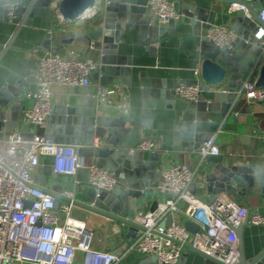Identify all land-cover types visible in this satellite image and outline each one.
Returning a JSON list of instances; mask_svg holds the SVG:
<instances>
[{
    "label": "built area",
    "instance_id": "1",
    "mask_svg": "<svg viewBox=\"0 0 264 264\" xmlns=\"http://www.w3.org/2000/svg\"><path fill=\"white\" fill-rule=\"evenodd\" d=\"M2 6L6 20L19 25L16 10L20 3L7 0ZM147 8L156 25L163 26L169 20L179 19L170 0H147ZM257 17L254 51L256 59L263 62L264 5ZM237 36L229 26L214 23L204 33L205 40L217 51L232 50ZM97 68V62L80 55L64 57L45 53L31 73L35 89L24 93L25 100L30 103L23 111V121L43 127L51 111L52 89L89 86L91 74ZM198 74L195 70L194 75ZM173 91L176 98L192 102L197 98L198 86L177 85ZM124 94V89L117 85L96 86L94 99L103 112L126 115L129 106ZM240 96L247 102H264V90L255 86L251 75L242 80ZM260 143L264 152V134ZM155 149L152 138L143 139L135 148L142 152ZM77 152V146L54 144L37 135L24 137L12 131L0 137V264H119L127 253L155 256L158 264H177L183 244H189L214 261L237 264L236 229L242 219L247 216L250 225H264V215L239 206L225 193L218 195L214 202L197 197L190 188L195 172L187 163L181 162L161 168L154 190L158 199L156 209L135 214L133 222L141 229L127 250L113 254L94 249L90 229L93 226L71 216L77 183L74 182L73 189L63 190L60 196L64 200H58L51 192L32 182L40 158L50 156L54 176L73 177L78 169L84 168L88 187L97 193L113 192L116 186L114 175L96 163H85ZM195 153L201 161L217 156L219 147L215 136L202 143ZM176 215H181L184 222L197 225L198 231L190 234L184 228V222L175 220ZM168 216L172 221L162 227Z\"/></svg>",
    "mask_w": 264,
    "mask_h": 264
},
{
    "label": "water",
    "instance_id": "2",
    "mask_svg": "<svg viewBox=\"0 0 264 264\" xmlns=\"http://www.w3.org/2000/svg\"><path fill=\"white\" fill-rule=\"evenodd\" d=\"M215 1L220 6L209 10L207 17L201 9L183 6L185 16L194 18L196 24L202 25L200 50L210 55L200 64L198 80H183L176 83V86H198L196 100L187 103L181 121L175 125L179 132L176 139L181 142L183 148L190 151L197 150L211 137L210 134L196 132L195 123L206 122L211 112L219 111L223 118L232 110L239 98L242 85V80L239 78L240 65L244 57L254 53V46L257 44L254 35L259 21L255 9L262 0ZM6 2L7 0H0V8L4 16L6 11L2 5ZM231 6H236L237 9L233 11L235 21L230 28L238 36L233 42L232 50L217 51L205 40L204 33L213 23L214 14H220L223 7ZM19 13L27 16L28 25H31L33 18H39L41 24L55 22L58 46L51 49V40H46L44 43L45 49H51L52 54H57L71 44L85 46L86 54L89 50L95 51L98 54V68L91 74V79L93 81L99 79L98 86L104 87L111 85L118 77L124 86H130L129 59L117 54V47L121 43L123 34L133 31L138 35V42L142 41L154 47L156 36L163 32V27L155 24L148 11L147 0H29L27 5H20L17 8L16 14ZM167 24L172 26L175 21L169 20ZM90 30L97 31L96 40H92L89 36ZM145 36L149 38L146 41ZM257 63L258 61L256 65ZM138 85L142 96L155 100L157 107L161 99L175 98L174 88L170 82L150 80L140 73ZM255 86L264 90V61L259 67ZM95 92L96 86L74 89L66 103L51 108L43 127L35 126L33 133H21V135L24 137L37 135L46 137L54 144L77 146V154L80 158L85 157L89 151L97 166L106 167L114 175L116 179L114 191L98 193L94 188L86 185L85 177L83 179L77 177L75 193L81 194V197L72 201L73 218L86 221L90 215H97L139 230L140 226L133 222L136 211L144 205H147L149 212L156 209L157 200H147V191L150 184L159 181L158 164L166 154L158 151H136L135 148L145 139L140 130L150 128L149 121L136 120L130 123L119 116L105 115L94 99ZM15 96L16 93L11 88L0 91V137L13 131L15 124L7 121L19 109L18 106L11 105ZM84 126L91 131L92 138L98 140L96 145L91 142L81 143L80 134ZM2 128H5V131ZM131 150H134L133 153H130ZM213 171L217 175L206 173L203 179L208 194L213 195L210 202L216 201L217 195L235 186L243 183L250 185L254 179L260 183L261 191L264 193V175L259 172L253 175L250 168L217 165L213 167ZM77 173L84 175L86 170L81 168ZM57 180L59 185L51 193L58 200H64L60 194L66 189V182L62 177H57ZM65 201L69 202V200ZM246 220L247 216L241 223ZM171 221V216H168L162 227L167 226ZM183 225L192 235L198 231L197 225L192 222L185 221ZM236 237L237 264H264V248L257 254L245 258L241 237L238 233ZM183 246L214 264H223L212 260L189 244ZM182 260L181 257L178 264H181ZM120 263L158 264L155 256L142 257L135 253L129 258L125 257Z\"/></svg>",
    "mask_w": 264,
    "mask_h": 264
},
{
    "label": "crops",
    "instance_id": "3",
    "mask_svg": "<svg viewBox=\"0 0 264 264\" xmlns=\"http://www.w3.org/2000/svg\"><path fill=\"white\" fill-rule=\"evenodd\" d=\"M8 1L27 5L29 0ZM170 1L174 4L178 14L181 15L174 25L165 24L162 26L163 32L156 36L154 47L148 43L144 44L142 41L138 42V35L133 31L121 36L117 54L129 59L130 86H124L118 77L107 87L115 85L122 87L129 109L126 115H118L112 112L104 113L113 117L119 116L130 123L136 120L149 121L150 128L142 129L140 132L143 134V138H152L155 141L156 149L154 151L166 154L162 162L158 164L159 173L161 167L181 162L187 163L195 172L190 186L191 191L200 199L210 202L213 195L208 194L203 179L206 173L217 175L213 171V167L217 165L247 167L251 169L253 175L257 172L264 175V152L260 143V137L264 134V102H247L240 96L228 116L222 118L219 111H215L209 113L206 122L195 123L196 132L215 136V141L219 147L217 156L208 157L201 161L194 150L190 151L182 147L181 142L176 139L179 132L175 125L181 121L188 102L176 97L172 100L163 98L158 101L159 107H157L155 100L142 96L138 85L139 74L143 73L150 80L170 82L173 88L177 82L183 80H198L194 71L199 72L202 60L210 55L200 50L202 25L196 24L194 18L186 17L183 6L201 9L207 17L208 11L212 8H219L220 4L215 0ZM263 5L264 0L258 5L255 12H258ZM236 9V6L223 7L222 13L214 14L213 23L230 27L235 21L233 11ZM16 23L19 25L8 22L0 8V91L11 88L16 93L11 105L18 106L19 109L7 121L15 124L13 131L31 134L34 132L35 126L24 122L22 119L23 108H27L30 103L25 100L24 93L26 90L35 89L31 73L35 69L38 59L47 52L51 53V49L58 46L59 39L55 22L41 24L39 18H33L31 25H28L27 16L19 13ZM88 34L92 40H96L98 37L97 31L90 30ZM148 39L145 36V41ZM46 40H51V49L49 50L44 47ZM85 52V46L71 44L65 46L57 54L64 57L80 55L98 63V54L95 51L89 50L87 54ZM243 60L240 65L239 78L245 80L251 75L255 80L262 61L256 59L255 51L244 57ZM90 80V85L86 87L98 86L99 79L97 81ZM76 88L80 87H54L52 89L51 108L66 103L71 97V91ZM7 122L5 121V123ZM2 130L5 131V128ZM80 141L81 143L91 142L93 144L98 142L97 139L92 138L91 131L85 126L81 130ZM81 159L85 163H96L89 151ZM51 163L52 158L50 156H42L40 165L32 176V182L42 190L54 192L59 181L57 176L51 172ZM84 175L77 173L73 177L63 178L66 182V189H73L74 182L78 180L77 177L79 179L86 178V174ZM156 183L150 184L147 191V200L149 201L157 199V194L154 191ZM224 193L232 197L239 206L264 215V193L261 191L260 183L255 179L250 185L243 183L226 190ZM80 197L81 194L75 193L74 199L78 200ZM146 211H148L147 205H144L137 209L136 214ZM175 220L184 222L181 215H176ZM86 222L93 226L90 228L92 248L106 250L113 254L125 252L138 231L136 228L97 215H90ZM236 233L241 237L245 258L257 254L264 248V225L252 226L246 220L236 229ZM131 254L127 253L126 257L129 258ZM181 257L183 258L181 264H214V262L190 252L187 248H183Z\"/></svg>",
    "mask_w": 264,
    "mask_h": 264
},
{
    "label": "snow or ice",
    "instance_id": "4",
    "mask_svg": "<svg viewBox=\"0 0 264 264\" xmlns=\"http://www.w3.org/2000/svg\"><path fill=\"white\" fill-rule=\"evenodd\" d=\"M262 34H264V33H262Z\"/></svg>",
    "mask_w": 264,
    "mask_h": 264
}]
</instances>
